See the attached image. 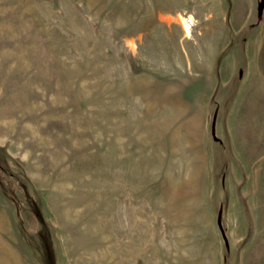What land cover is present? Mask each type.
Listing matches in <instances>:
<instances>
[{"label":"rangeland","instance_id":"rangeland-1","mask_svg":"<svg viewBox=\"0 0 264 264\" xmlns=\"http://www.w3.org/2000/svg\"><path fill=\"white\" fill-rule=\"evenodd\" d=\"M259 1L0 0V264H264Z\"/></svg>","mask_w":264,"mask_h":264},{"label":"water","instance_id":"water-1","mask_svg":"<svg viewBox=\"0 0 264 264\" xmlns=\"http://www.w3.org/2000/svg\"><path fill=\"white\" fill-rule=\"evenodd\" d=\"M263 6H264V0H260L259 3H258V7H257L258 13H261ZM211 131H212V134H214L213 125H212V128H211ZM219 222H218V224H219ZM223 238H224V236H223Z\"/></svg>","mask_w":264,"mask_h":264},{"label":"bare ground","instance_id":"bare-ground-1","mask_svg":"<svg viewBox=\"0 0 264 264\" xmlns=\"http://www.w3.org/2000/svg\"><path fill=\"white\" fill-rule=\"evenodd\" d=\"M186 21H187L186 19H183V23H184V25H185V28L188 29L189 24H188Z\"/></svg>","mask_w":264,"mask_h":264},{"label":"trees","instance_id":"trees-1","mask_svg":"<svg viewBox=\"0 0 264 264\" xmlns=\"http://www.w3.org/2000/svg\"><path fill=\"white\" fill-rule=\"evenodd\" d=\"M220 221V214H218V216H217V222H219Z\"/></svg>","mask_w":264,"mask_h":264}]
</instances>
